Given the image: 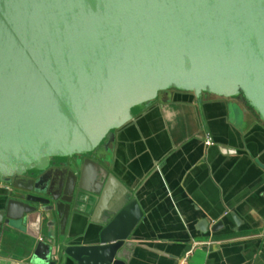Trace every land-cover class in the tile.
<instances>
[{
  "label": "water",
  "instance_id": "obj_1",
  "mask_svg": "<svg viewBox=\"0 0 264 264\" xmlns=\"http://www.w3.org/2000/svg\"><path fill=\"white\" fill-rule=\"evenodd\" d=\"M170 90L242 98L264 122V0H0V255L148 264L144 212L103 164Z\"/></svg>",
  "mask_w": 264,
  "mask_h": 264
},
{
  "label": "crops",
  "instance_id": "obj_2",
  "mask_svg": "<svg viewBox=\"0 0 264 264\" xmlns=\"http://www.w3.org/2000/svg\"><path fill=\"white\" fill-rule=\"evenodd\" d=\"M163 97L120 132L103 164L116 177L108 189L123 188L120 181L144 212L133 233L151 248L137 253L148 264H177L193 241H208L187 264H264V122L239 97ZM102 177L93 175L92 185ZM204 217L225 218L224 228L201 234L195 225ZM189 232L195 238L187 240ZM0 264L32 263L9 252Z\"/></svg>",
  "mask_w": 264,
  "mask_h": 264
},
{
  "label": "built area",
  "instance_id": "obj_3",
  "mask_svg": "<svg viewBox=\"0 0 264 264\" xmlns=\"http://www.w3.org/2000/svg\"><path fill=\"white\" fill-rule=\"evenodd\" d=\"M205 143L210 144L211 142L210 140H206ZM199 244H208V241H193L192 246L189 249L185 250L182 256L178 258L177 264H187L188 258L193 252V249Z\"/></svg>",
  "mask_w": 264,
  "mask_h": 264
}]
</instances>
